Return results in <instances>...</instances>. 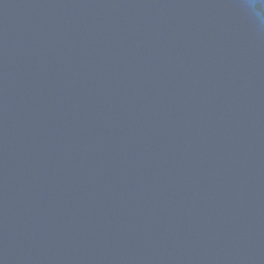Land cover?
Instances as JSON below:
<instances>
[{
  "label": "water",
  "instance_id": "water-1",
  "mask_svg": "<svg viewBox=\"0 0 264 264\" xmlns=\"http://www.w3.org/2000/svg\"><path fill=\"white\" fill-rule=\"evenodd\" d=\"M0 264H264L248 0H0Z\"/></svg>",
  "mask_w": 264,
  "mask_h": 264
},
{
  "label": "clouds",
  "instance_id": "clouds-1",
  "mask_svg": "<svg viewBox=\"0 0 264 264\" xmlns=\"http://www.w3.org/2000/svg\"><path fill=\"white\" fill-rule=\"evenodd\" d=\"M248 7L255 15L258 24L264 27V11L260 10L264 9V0H248Z\"/></svg>",
  "mask_w": 264,
  "mask_h": 264
}]
</instances>
